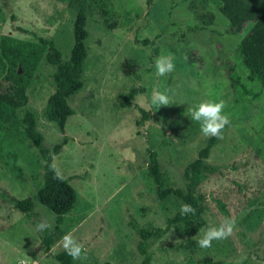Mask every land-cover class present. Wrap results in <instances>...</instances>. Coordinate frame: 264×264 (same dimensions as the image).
Wrapping results in <instances>:
<instances>
[{"label":"rangeland","instance_id":"rangeland-1","mask_svg":"<svg viewBox=\"0 0 264 264\" xmlns=\"http://www.w3.org/2000/svg\"><path fill=\"white\" fill-rule=\"evenodd\" d=\"M104 1L107 16L95 9L87 17L83 87L68 99L74 114L64 134L45 115L56 67L42 61L27 89L25 108L34 113L44 145L67 139L53 164L77 192L48 253L36 225L43 220L52 229L55 215L36 198L43 159L25 134L24 109L0 131V264H58L54 255L64 250L60 242L69 233L87 249L86 258L74 260L78 264H142L146 254L149 264H238L242 257V264H264V52L262 80L253 83L238 53L252 23L228 34L217 0ZM0 7V35L51 39L62 58L69 57L76 9L67 0H0ZM192 53L195 62L189 61ZM161 54L174 57L175 71L157 78L153 59ZM232 66L246 94L234 93L227 76ZM158 79L170 106L150 103ZM205 100L225 101L231 124L207 160L218 171L195 189L204 196V224L192 232L180 223L167 225L184 202L157 196L149 152H157L166 185L185 190L184 168L208 138L189 110ZM141 108L149 118L138 124ZM27 197L31 210L16 209L12 201ZM225 218L235 221L233 234L200 248L206 230ZM140 228L159 230L145 241V254Z\"/></svg>","mask_w":264,"mask_h":264},{"label":"trees","instance_id":"trees-1","mask_svg":"<svg viewBox=\"0 0 264 264\" xmlns=\"http://www.w3.org/2000/svg\"><path fill=\"white\" fill-rule=\"evenodd\" d=\"M152 1L147 0V3L152 4ZM217 1L219 11L229 22V27L226 30L228 34H240L248 23H252L248 32L239 42L238 53L244 65L250 70L247 75L248 82L262 80L259 63L264 52V38L261 37V33L264 31V0ZM67 2L69 6L76 9L73 22L74 43L67 59L62 58L61 51L51 39L39 38L37 41H30L9 33L0 35V131L15 121L19 109H24L21 123L25 134L39 150L43 159V182L37 191L36 198L55 215L54 227L44 231L41 236V245L45 253H48L55 243L58 237L56 235L65 216L74 208L77 202V192L66 178L63 177L62 180L54 178L51 168L53 157L61 151L67 139L63 136L62 140L52 147L44 145V138L37 129L34 113L25 108L28 103L27 89L42 61L56 67L54 72L55 90L48 98L45 115L49 120L54 121L58 130L64 134L66 121L69 116L74 114L68 99L83 87L82 75L88 55L87 17L95 9L100 10L105 16L109 13L105 9L104 0H67ZM1 16L2 9L0 7ZM105 22L107 23L106 18ZM107 25L109 24L107 23ZM194 55L193 53L190 55L189 61L197 60L194 59ZM227 76L234 93L236 89H240L242 94H246L247 88L242 83L240 84V76L235 72L234 66L229 68ZM135 94L136 92L133 90L129 97L132 98ZM235 100L238 102V99ZM140 111L142 116L138 124L149 118V114L144 109L141 108ZM217 142V138L208 137L205 145L198 151L197 157L185 166L183 172L186 182L185 190L166 185L159 170L157 152H149L148 171L156 184L157 196L160 199L176 197L181 199L184 204H190L196 210L195 215L191 213L182 215L181 211L176 212L167 219V225L180 223L189 227L192 232L203 226L204 196L202 194L195 195V189L209 173L218 171L216 165L207 161ZM12 203L16 209L25 213H28L32 207L28 197L13 200ZM220 206L224 210V205ZM138 232L141 236L139 249L145 254V241L157 236L159 230L140 228ZM54 258L58 264H78L64 250L55 254ZM150 260V255L146 254L142 264H149Z\"/></svg>","mask_w":264,"mask_h":264},{"label":"clouds","instance_id":"clouds-1","mask_svg":"<svg viewBox=\"0 0 264 264\" xmlns=\"http://www.w3.org/2000/svg\"><path fill=\"white\" fill-rule=\"evenodd\" d=\"M174 57L172 55H159L153 59V67L157 78L166 77L168 74L175 71ZM151 105L159 108L161 106H170L173 104L172 99L167 91H161L159 86V79L157 85L151 90L150 96ZM226 103L223 100H205L199 103L195 108L190 109L192 120L200 123V130L205 137H215L217 139L223 138V130L226 126L231 124L230 114L225 113ZM54 172V178L63 179V175L55 164L51 165ZM196 210L190 204H183L181 206V214H193ZM52 227L46 221H40L36 225L37 231L44 232ZM235 221L229 218L219 225V227H211L206 230L203 237L197 241L200 248H210L214 240H225L234 232ZM61 246L64 251L73 260H80L86 258L87 249L83 244L78 242L71 233L65 234L61 240ZM238 262V264H242ZM18 264H26L24 259H20ZM34 264H39L34 260Z\"/></svg>","mask_w":264,"mask_h":264}]
</instances>
